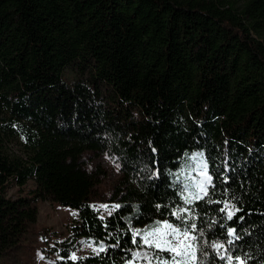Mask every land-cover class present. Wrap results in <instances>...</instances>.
Returning a JSON list of instances; mask_svg holds the SVG:
<instances>
[{"label": "trees", "instance_id": "1", "mask_svg": "<svg viewBox=\"0 0 264 264\" xmlns=\"http://www.w3.org/2000/svg\"><path fill=\"white\" fill-rule=\"evenodd\" d=\"M241 1L0 0V257L54 200L78 211L42 233L57 264L170 260L134 237L163 220L196 226L195 264H264V0ZM87 151L120 159L109 216ZM83 240L104 250L73 260Z\"/></svg>", "mask_w": 264, "mask_h": 264}, {"label": "rangeland", "instance_id": "2", "mask_svg": "<svg viewBox=\"0 0 264 264\" xmlns=\"http://www.w3.org/2000/svg\"><path fill=\"white\" fill-rule=\"evenodd\" d=\"M243 1L245 0H242L240 3H243ZM65 75L70 80H83L85 78L80 73V70L74 68L67 69ZM9 148L11 152L16 154L21 153L19 144L15 142L10 143ZM193 157L196 158V154ZM83 161L85 167L94 174L96 179L91 202L101 216H109L116 203L114 200L116 186L121 184L123 177L120 159L109 151H87L83 156ZM199 168L201 169L197 171L199 174L194 175L192 177V183L187 184V187L184 189L186 196L189 198L193 197L199 191L200 184H203L205 187L208 184L207 174L203 171L202 161L200 160ZM33 184V181H29L24 187L25 191L32 188ZM16 189L17 187H11L9 194H13ZM102 205H106L107 208L102 207ZM36 206L38 208L37 221L22 235L16 247L11 249L6 255L0 257V264H57V256L46 255L44 251L46 243L42 237V233L45 228H52L54 231L65 233L69 220L75 218L78 215V211L70 207L62 206L54 200H38ZM164 222L171 223L168 220H163L159 224H163ZM171 224L176 226L173 223ZM154 228H141L138 229L137 233L142 237L145 231H151ZM190 235L194 236L192 233ZM193 244L197 251L196 242L193 241ZM101 247L99 243L93 240H83L73 252L72 257L75 255L78 258L98 253ZM195 262L196 259L194 261H187L186 264H195Z\"/></svg>", "mask_w": 264, "mask_h": 264}, {"label": "snow or ice", "instance_id": "3", "mask_svg": "<svg viewBox=\"0 0 264 264\" xmlns=\"http://www.w3.org/2000/svg\"><path fill=\"white\" fill-rule=\"evenodd\" d=\"M210 182V177H207ZM203 195H207V189L203 184L199 185V191L194 195V199H202ZM191 199L185 198V203H191ZM102 207L107 208L106 205H102ZM114 207H119L118 205ZM159 207V206H157ZM228 204H225V208H229ZM235 211H239V209H235ZM234 215V211H228V219L231 220ZM179 215H177V219H179ZM159 224V222H158ZM195 225H191L190 228H185L181 230L179 226H173L171 223L164 222L163 224H159L158 227L154 228L151 231H145L143 236L141 237L143 245L149 248H153L158 252H167L169 253L171 259L166 260L162 257L157 256L156 260L158 264H186L187 261H194L196 259V249L194 247L193 241H195L196 237L190 235V231L195 229ZM202 234V233H201ZM139 235V233H134V237ZM229 236L235 235V229L228 230ZM135 243V238L133 239ZM233 241H227L228 244H231ZM212 247L219 253L221 249L224 248L223 244L217 243L212 245ZM103 247L99 249V251H103ZM227 251V250H225ZM139 255V254H137ZM144 258L148 261V264H152L153 257L149 254H145ZM73 260L76 259L75 255L72 257ZM220 259L226 260L227 264H231L232 257L230 255L225 256L221 255ZM239 264H243V261H239Z\"/></svg>", "mask_w": 264, "mask_h": 264}]
</instances>
